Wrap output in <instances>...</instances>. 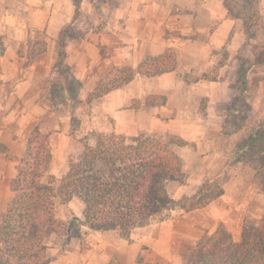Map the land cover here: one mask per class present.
<instances>
[{
  "label": "crops",
  "instance_id": "1",
  "mask_svg": "<svg viewBox=\"0 0 264 264\" xmlns=\"http://www.w3.org/2000/svg\"><path fill=\"white\" fill-rule=\"evenodd\" d=\"M95 1L100 0L81 1L76 23H84L81 18L91 13ZM100 2L108 14L102 29H81L82 34L63 45V63L83 88L87 86V93L112 69L136 68L145 57L160 55L167 48L175 50L176 69L154 78L136 75L123 88L95 99L99 102L93 113L100 109L114 120V132L125 137L133 133L161 138L156 131H162L182 140L185 145L177 154L184 167L196 171L197 183L220 174L230 162L232 149L222 147L227 143L220 128L222 117L211 106L230 98L232 102L233 82L225 76L210 80L201 73L213 65V51L226 47V62L240 52L249 57L255 39L246 41L241 22L228 17L223 0H122L113 12L104 0ZM263 11L260 3L261 15ZM75 13L73 0H0V201L5 202L4 209L11 198L8 183L16 173L9 156H24L34 128L49 134L61 123L67 128L70 114L67 118L64 113L69 103L55 109L48 94L55 80L59 32L75 21ZM228 68L227 63L221 65L220 73L234 69ZM192 73L194 80L189 79ZM249 87L253 86L248 76ZM151 96L163 97L164 106L131 108L133 102L143 103ZM202 99L207 103L203 117L189 116V106ZM217 120L218 126L211 128L210 122ZM218 204L219 199L199 210L200 220L192 215L136 228L129 240L82 226L79 236L69 238L66 249L51 256L49 264H187L189 252L182 254L179 247L215 231L223 220ZM213 220L214 225L208 222Z\"/></svg>",
  "mask_w": 264,
  "mask_h": 264
},
{
  "label": "trees",
  "instance_id": "2",
  "mask_svg": "<svg viewBox=\"0 0 264 264\" xmlns=\"http://www.w3.org/2000/svg\"><path fill=\"white\" fill-rule=\"evenodd\" d=\"M121 1L104 2L116 8ZM73 2L76 18L59 32L54 71V76L60 74L65 82L52 83L48 98L55 109L69 103L70 125L75 130L79 124L75 109L81 103L82 83L63 63V45L76 35L72 28L80 12L81 0ZM258 4L259 0H223L228 17L242 22L246 41L253 39L255 30L262 25ZM245 61H241L234 75L236 96L225 109L223 134H228L223 129L231 119L234 128L229 133L238 132L250 109L246 87L251 67L245 69ZM175 69V50L167 48L160 55L145 57L136 68L114 69L109 79L99 81L89 92L86 103L123 88L136 75L154 78ZM257 81L254 79L252 83ZM164 104L163 97L151 96L143 103L137 102L133 109L146 110ZM81 144V153L76 158H68L67 169L59 179L50 174L53 149L49 133L34 128L27 139L24 156H9L16 165V173L8 183L11 198L0 213V264H49L50 259L44 256L45 240L59 227L57 206L72 200L83 205V213L81 218L68 221V238L78 237L84 226L91 231L114 232L129 240L132 230L168 220L176 210L189 214L204 208L223 193L216 188L218 177L215 176L191 198L174 200L170 196L168 185L182 183L185 178L182 159L174 148L184 143L172 137L164 140L143 135L127 138L114 133L97 134L93 144L86 140ZM254 150L260 162L255 173L264 191V126L248 134L233 152L228 166L250 156ZM187 264H264V229L243 225L240 239L236 241L226 226L219 223L212 234L189 252Z\"/></svg>",
  "mask_w": 264,
  "mask_h": 264
},
{
  "label": "rangeland",
  "instance_id": "3",
  "mask_svg": "<svg viewBox=\"0 0 264 264\" xmlns=\"http://www.w3.org/2000/svg\"><path fill=\"white\" fill-rule=\"evenodd\" d=\"M100 1L93 2L94 5L92 6V8H90L91 13L89 15H83L81 19H85L84 23H79V21L78 23L75 22L74 27L72 29L76 34H82L81 29L89 28H91L94 32H98L106 24L105 22H107L108 14L107 12L103 13ZM260 3L264 5V0H259V14ZM109 7L111 9V12H113V9L115 7H113L112 5H109ZM262 16L264 18V11L263 15L260 14L262 25L257 30H255V40L253 41L254 43L252 48L249 50V57L243 56V53L240 52L236 54L232 58V60L226 62L227 57L225 47L220 50L213 51L212 54H214L215 57L213 65L209 68L207 72L201 73V76L209 78L210 80L216 79V77L218 76H225L233 82L235 72L240 67L241 61L247 60L245 61L243 67L245 69L247 67H251V70L248 75L250 77V82L254 79L258 80L256 84L252 83L253 87H249L246 89V93L249 98L251 97V91H253L254 93L252 98H250L249 100L247 99L248 104L249 102L252 103L251 107L253 109H251V111L248 110L247 115H244V121L240 130L236 133H229L234 128L232 121L233 119L229 120L228 125H226L225 129H223L224 132H228V134L224 133V135L226 136L224 141L227 140V143L224 145H222L221 143V145L223 149H232V154L236 151L238 146L242 145L245 142L248 134H250L256 128L264 126V21L262 20ZM226 63L228 64L229 68H234L233 71H226L224 73H220V66ZM113 70L114 69L111 70L109 77H111ZM189 76L190 80H194V78H196V74L194 75V73ZM109 77L103 79V81H106L107 79H109ZM60 82H65V80H63L59 74V76L55 77L53 83L59 84ZM218 88L219 87H216V92L219 91ZM86 89L87 86L86 88H83L82 86V89L79 94V99L81 103L75 109L76 118L79 124L77 125L75 130L71 128L70 119H67V128L64 127L61 123L59 129L50 133V140L53 149V157L50 165V174L58 179L61 178V176L65 173L67 169L68 158H76L81 153L82 140H86L88 143L93 144L95 136L97 134H118L114 132L116 126L113 119L107 117L106 115H102L100 109H98L99 112L93 113L92 107H94V105L99 101L93 100L90 104H87V96L89 93L86 92ZM233 89L234 87L232 88L234 99L236 96V92ZM230 99L225 104H214L211 106L214 109L218 108V110H220V117H222V120H220V128H222L223 126V112L225 108L229 106V102H231ZM136 106L137 102L135 101L132 103L131 108L133 109ZM205 107H207V103L204 102V99H202L199 104H191L188 110V112L191 111V114L188 113V115H197L201 118V116L203 117V115L205 114ZM64 114L68 118V115L70 114L69 104L65 107ZM240 118L243 117L240 116ZM210 123L211 128H214L216 124L218 126L219 122L217 120ZM156 133H159L161 135L160 139L164 140L168 139L170 136L168 132L156 131ZM133 137H136V135L133 133L128 134L127 136V138ZM174 139L178 140V142L184 143L178 138ZM184 145L174 147L176 152H180ZM255 150L253 151V153L250 154V156L246 157L245 159H242L238 162L234 161L231 166L226 167L220 172V174L217 175L218 180L216 188H220L223 191L220 197L213 200L216 201L219 199L218 212L220 214V217H222L223 219L219 223H223L226 226L227 230L236 241L240 239L243 225H252L260 229H264V191L255 173V168L260 165V162L258 160V154L257 152H255ZM184 173L186 176L185 181H183L182 183H170L167 187L170 196L174 200H179L182 197H193L197 193L199 188L204 184L197 183V174L193 168L184 167ZM4 205L5 202L0 201V213L4 209ZM201 209H198L189 214H184L181 210H176L171 213L170 219L173 221H181V218L183 217L189 218L190 216L194 215L198 216L200 220L199 210ZM82 213L83 205L78 200H72L65 205L57 206L56 216L60 224L57 228V231L52 233L45 240L46 249L48 248L52 251L50 253V251L47 252V250H45L44 256L46 258L50 259L51 256L57 255L58 253L66 249L69 239L67 237L66 231L67 223L74 217L81 218ZM208 222H211V224L213 225L215 224L214 220ZM159 223L160 222L153 223V226L158 225ZM206 237L207 234H203L197 241H194V243H192L190 246L187 244L180 246L179 251L182 252V254H187L188 252H190V250L195 247L196 244L201 243Z\"/></svg>",
  "mask_w": 264,
  "mask_h": 264
}]
</instances>
